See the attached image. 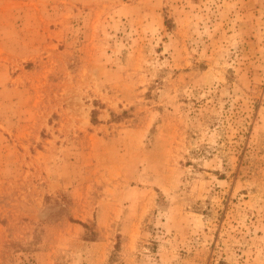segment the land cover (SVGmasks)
I'll use <instances>...</instances> for the list:
<instances>
[{
  "label": "rangeland",
  "instance_id": "374dc122",
  "mask_svg": "<svg viewBox=\"0 0 264 264\" xmlns=\"http://www.w3.org/2000/svg\"><path fill=\"white\" fill-rule=\"evenodd\" d=\"M0 264H264V0H0Z\"/></svg>",
  "mask_w": 264,
  "mask_h": 264
},
{
  "label": "trees",
  "instance_id": "16d2710c",
  "mask_svg": "<svg viewBox=\"0 0 264 264\" xmlns=\"http://www.w3.org/2000/svg\"><path fill=\"white\" fill-rule=\"evenodd\" d=\"M84 226H86V224L85 223H82Z\"/></svg>",
  "mask_w": 264,
  "mask_h": 264
}]
</instances>
